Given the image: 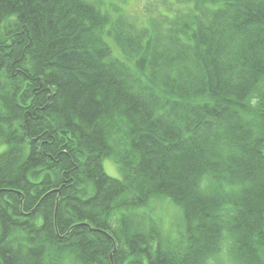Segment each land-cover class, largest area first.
Segmentation results:
<instances>
[{"label":"trees","instance_id":"trees-1","mask_svg":"<svg viewBox=\"0 0 264 264\" xmlns=\"http://www.w3.org/2000/svg\"><path fill=\"white\" fill-rule=\"evenodd\" d=\"M153 2L0 0V264H264V0Z\"/></svg>","mask_w":264,"mask_h":264},{"label":"rangeland","instance_id":"rangeland-1","mask_svg":"<svg viewBox=\"0 0 264 264\" xmlns=\"http://www.w3.org/2000/svg\"><path fill=\"white\" fill-rule=\"evenodd\" d=\"M94 3L99 10L102 12H108L111 16L116 17L117 15H121L127 17L128 19H132V16L138 15L140 17L141 13H144L148 18V14L145 13L144 9L149 6L152 7L155 2L154 0H88ZM158 1V5H160L161 0ZM144 8V9H143ZM152 16V15H151ZM141 22V19H140ZM113 54V53H112ZM114 55V54H113ZM264 79V78H263ZM262 79V80H263ZM261 80V81H262ZM264 87V82L258 87L257 90ZM3 147H0L2 150ZM104 172L112 178H120V174L118 172V168L114 166L113 161L110 158H104L102 161ZM172 203L166 202L165 200L157 199V201L149 202L146 208H142L139 210V213L150 212L153 213L152 216L157 218L159 221V227L163 232V229H166V226L178 227L179 223L181 224V220L179 217V212ZM173 223V226L172 224ZM169 228V229H170ZM172 232V231H171ZM230 256L225 253L224 250L216 257V261H210L209 264H232Z\"/></svg>","mask_w":264,"mask_h":264},{"label":"bare ground","instance_id":"bare-ground-1","mask_svg":"<svg viewBox=\"0 0 264 264\" xmlns=\"http://www.w3.org/2000/svg\"><path fill=\"white\" fill-rule=\"evenodd\" d=\"M207 64H210V62H208ZM252 79H253V78H249V79H248V82H247V81L244 82V85H245V86L251 85ZM245 123H247V122H245Z\"/></svg>","mask_w":264,"mask_h":264}]
</instances>
